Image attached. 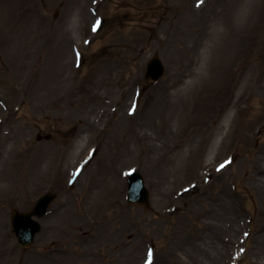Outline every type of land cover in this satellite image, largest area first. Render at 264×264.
Instances as JSON below:
<instances>
[{
    "label": "rangeland",
    "instance_id": "rangeland-1",
    "mask_svg": "<svg viewBox=\"0 0 264 264\" xmlns=\"http://www.w3.org/2000/svg\"><path fill=\"white\" fill-rule=\"evenodd\" d=\"M218 219L225 264H264V0H0V264H207Z\"/></svg>",
    "mask_w": 264,
    "mask_h": 264
},
{
    "label": "water",
    "instance_id": "water-1",
    "mask_svg": "<svg viewBox=\"0 0 264 264\" xmlns=\"http://www.w3.org/2000/svg\"><path fill=\"white\" fill-rule=\"evenodd\" d=\"M165 73L164 66L158 57H154L148 65L147 79L157 81ZM56 196L54 194H46L42 197L35 210L29 214H21L14 210L13 226L19 242L25 247L30 246L37 233L40 232L41 227L38 222L32 218L37 216L39 218L46 215L50 204L54 201ZM128 199L131 203H140L149 207V193L145 188L144 180L139 173H134L129 178V194Z\"/></svg>",
    "mask_w": 264,
    "mask_h": 264
},
{
    "label": "bare ground",
    "instance_id": "bare-ground-1",
    "mask_svg": "<svg viewBox=\"0 0 264 264\" xmlns=\"http://www.w3.org/2000/svg\"><path fill=\"white\" fill-rule=\"evenodd\" d=\"M66 55V53H65ZM174 106V104H172ZM181 107L182 105L179 104ZM186 105H183V108ZM182 108V109H183ZM137 112H135L134 115H136ZM231 117H227L222 126L221 130L218 132L217 137L215 138V145L219 146V144L222 142L223 136L225 135L227 128L230 124ZM145 139H148V136H145ZM173 209H178L177 206H173ZM206 227L208 228V231H210L209 234V241L207 243L208 250L210 251L209 254V262L207 264H225V262H231L235 248H237L236 244L233 241H226L222 240L220 237V234L227 233L228 229L227 226L224 223V219H218L215 221H210L208 224H206ZM192 242V241H191ZM191 246H187L193 249H197L199 251H202L205 248H202L203 244H197V243H190ZM51 261L56 262L57 264H67L71 262V260L63 256L62 254H52L50 257ZM47 262V261H45ZM156 261H153L152 264H155ZM227 263V264H228ZM143 264V262L141 263ZM206 264V263H203Z\"/></svg>",
    "mask_w": 264,
    "mask_h": 264
},
{
    "label": "snow or ice",
    "instance_id": "snow-or-ice-1",
    "mask_svg": "<svg viewBox=\"0 0 264 264\" xmlns=\"http://www.w3.org/2000/svg\"><path fill=\"white\" fill-rule=\"evenodd\" d=\"M202 2H203V0H201V3ZM97 25H99V21H97ZM93 31H95V28L93 29ZM148 264H152V253L151 252H149V254H148Z\"/></svg>",
    "mask_w": 264,
    "mask_h": 264
}]
</instances>
